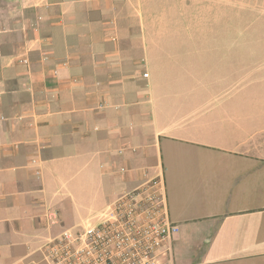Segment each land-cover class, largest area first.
Returning <instances> with one entry per match:
<instances>
[{"label": "crops", "instance_id": "1", "mask_svg": "<svg viewBox=\"0 0 264 264\" xmlns=\"http://www.w3.org/2000/svg\"><path fill=\"white\" fill-rule=\"evenodd\" d=\"M144 171L168 264H264V0H0V264Z\"/></svg>", "mask_w": 264, "mask_h": 264}, {"label": "built area", "instance_id": "2", "mask_svg": "<svg viewBox=\"0 0 264 264\" xmlns=\"http://www.w3.org/2000/svg\"><path fill=\"white\" fill-rule=\"evenodd\" d=\"M143 174L82 223L47 238L48 264H168L178 226L169 218L162 176ZM47 219L54 223L56 214Z\"/></svg>", "mask_w": 264, "mask_h": 264}]
</instances>
